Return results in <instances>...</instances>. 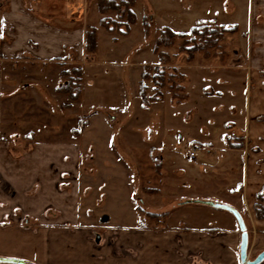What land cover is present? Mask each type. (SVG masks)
Here are the masks:
<instances>
[{"label": "crops", "instance_id": "crops-1", "mask_svg": "<svg viewBox=\"0 0 264 264\" xmlns=\"http://www.w3.org/2000/svg\"><path fill=\"white\" fill-rule=\"evenodd\" d=\"M91 3L88 9L87 0H0V91L7 88L9 60L30 56L32 61H16L13 67L23 71L35 66L38 73L33 79L43 82L49 74L41 69L65 63L72 52L84 56L86 31L93 27L98 35L102 18L94 0ZM253 4L244 18L251 22L246 32L255 42L249 46L252 71L245 75L249 90L242 128L232 135L244 138L241 148L222 142L219 157H209L207 150L210 162L193 163L187 170L179 160L148 159L146 165L145 160L133 158L129 166L137 184L152 165L158 183L150 186L148 180H141L136 187L140 194L134 191L114 214L103 212L104 197L92 193L91 181L79 180L78 144L34 140L22 153L27 145L9 141L11 133L8 138L0 136L1 259L29 264H241L243 234L246 255L252 243L264 252V219L254 211L256 196L264 191V121H258L264 118V0ZM109 40L112 45L120 42ZM95 55L83 67L101 63ZM56 67L58 83L62 70ZM15 75L11 79L19 78ZM83 84L82 77V88ZM195 160L196 154L189 157ZM88 172L93 175L95 170ZM15 211L42 225L35 231L20 224L2 225L8 217H17ZM147 213L166 214V218L151 221Z\"/></svg>", "mask_w": 264, "mask_h": 264}, {"label": "rangeland", "instance_id": "rangeland-1", "mask_svg": "<svg viewBox=\"0 0 264 264\" xmlns=\"http://www.w3.org/2000/svg\"><path fill=\"white\" fill-rule=\"evenodd\" d=\"M94 2L96 6L97 0ZM91 6V0H87L88 9ZM253 7V0H135L133 12L137 20L127 36L115 32V25L112 33L99 25L95 58L101 63L83 67L84 62H91L94 55L84 54L79 58L76 52H72L64 58L65 63L54 62L46 70L41 69L49 76H44L43 82H37L33 79L38 73L37 67L28 65L23 71L20 67H13L16 61H32L30 56L9 60L12 64L5 71L7 88L0 91V136L8 138L11 133L9 141L27 145L22 153L29 151L34 140L38 143L78 144L79 180L91 181L92 193L104 197L103 212L113 211L115 214L117 209H122L119 208L122 202L130 200L141 180H148L150 186L158 183L152 165L137 184L129 166L133 158L145 160L146 165L148 159L157 161L162 158L169 163L179 160V165L187 170L193 163L208 162V154L209 157H219L222 142L230 145L233 142L234 146L242 144L244 138L232 135L242 128L240 119L249 90L245 75L248 77L252 71L248 65L251 58L249 46L255 42L246 32L251 22H244V18ZM103 17L109 24L120 25L125 21L114 12ZM143 18L149 25L147 35L142 26ZM214 23L218 26L236 25L237 30L225 35L219 48L209 57L196 53L188 60V55L180 49L186 40L176 39L172 47L160 49L168 63L159 64L153 46L160 29L167 27L181 33L200 24L212 28ZM109 38L113 43L118 39L120 42L112 45ZM245 64L247 70L243 69ZM57 65L67 71L83 67L84 84L82 88L81 81L77 101H71L67 94L57 91L68 83L62 79L57 83ZM142 72L149 75L143 82L150 102L148 105L142 104L139 94ZM159 72L176 78L182 75L179 83L182 91L175 92L165 82L160 87L159 80L153 82L152 77L158 76ZM12 74L27 83L22 85L19 78L11 79ZM154 83H159L158 88ZM25 84L28 86L23 87ZM174 94L183 95L185 99H173ZM153 98L155 100L151 102ZM232 106H235L234 110H231ZM258 121L262 122V118ZM78 133L80 139H77ZM210 146L212 149L206 148ZM148 147L155 148L149 150ZM192 150L196 152V160L191 162L189 152ZM155 168L158 170L157 166ZM91 169L95 173L88 175ZM139 191L135 194H140ZM138 204L133 205L137 207ZM15 213L16 218L8 217L2 225L20 224L32 230L42 225L18 211ZM124 216L126 214L121 217ZM259 254L252 243L248 246L246 261H254Z\"/></svg>", "mask_w": 264, "mask_h": 264}, {"label": "trees", "instance_id": "trees-1", "mask_svg": "<svg viewBox=\"0 0 264 264\" xmlns=\"http://www.w3.org/2000/svg\"><path fill=\"white\" fill-rule=\"evenodd\" d=\"M135 5V0H125L120 2H115L114 0H97L96 7L97 11L100 15L105 16L107 13H117L121 15L122 19H125L123 24H115L112 22L109 24L107 18L103 17L99 21V25L108 33L117 32L121 36H127L130 32V27L136 23V15L133 12V7ZM214 22V21H210ZM114 23V24H113ZM144 34L147 35L149 25L143 18L142 22ZM112 25V27L110 26ZM113 25H115L114 27ZM124 28V31L121 29ZM114 30V31H113ZM237 30L236 25L233 26H218L214 25L212 28L207 25L200 24L198 26L192 27L189 32H181L176 33L170 28L164 27L159 30V35L154 42L153 53L158 57V62L160 65H165L168 62L165 61V53L160 51L161 48H170L174 45L176 39H185L186 42L180 45V49L182 52H185L188 55V60H191L193 55L196 53H201L205 58L209 57L211 52L218 49L220 43L223 38L227 34H233ZM188 46V47H187ZM190 46V47H189ZM85 54L86 55H95L97 52L98 44H97V33L96 29L93 27H89L85 34ZM164 58V59H163ZM64 68V66H62ZM157 68V67H156ZM155 68V69H156ZM158 76L152 77V81L156 82L159 80V83H154V86L158 88L157 84L160 87H163L164 82L170 84L169 88L177 91H182V87L179 86V83L182 81V75L177 78L173 75H164L163 72L157 73ZM60 79L68 80L67 85L59 88L57 91L63 94H67L71 101H77L80 98V88L83 72L81 68H73L70 71L62 70L59 74ZM149 75L145 72L141 74V82L139 87V94L141 96L142 104L148 105V100L146 97V86L144 85V81L148 79ZM173 91V93H174ZM172 93V94H173ZM160 96V95H159ZM173 99L184 100L185 97L183 95L178 96L177 94L172 95ZM183 98V99H182ZM155 99H151L153 102ZM264 121V118H262ZM230 148H241V145H230L227 144ZM264 201V191L260 192L256 196V204H255V215L259 219H264V206H262V202ZM146 216L150 220H158L162 218V221L166 218V214L163 215H154L147 213Z\"/></svg>", "mask_w": 264, "mask_h": 264}, {"label": "water", "instance_id": "water-1", "mask_svg": "<svg viewBox=\"0 0 264 264\" xmlns=\"http://www.w3.org/2000/svg\"><path fill=\"white\" fill-rule=\"evenodd\" d=\"M240 227H241V230L243 231V227L242 226H240ZM246 249H247V238H246V235L243 234L241 247H240V259H241V262L243 264H260L264 260V252H262L256 257V259L254 261L247 262L246 261ZM0 262L15 263V264H26L23 261L15 260V259H1L0 258Z\"/></svg>", "mask_w": 264, "mask_h": 264}, {"label": "built area", "instance_id": "built-area-1", "mask_svg": "<svg viewBox=\"0 0 264 264\" xmlns=\"http://www.w3.org/2000/svg\"><path fill=\"white\" fill-rule=\"evenodd\" d=\"M195 154H196L195 150H192V151H190V153H189V157H190V158H194V157H195Z\"/></svg>", "mask_w": 264, "mask_h": 264}]
</instances>
